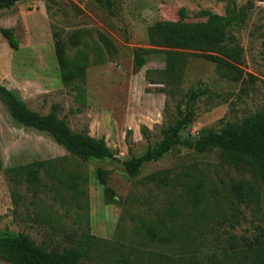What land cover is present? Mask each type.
I'll list each match as a JSON object with an SVG mask.
<instances>
[{
  "label": "rangeland",
  "instance_id": "obj_1",
  "mask_svg": "<svg viewBox=\"0 0 264 264\" xmlns=\"http://www.w3.org/2000/svg\"><path fill=\"white\" fill-rule=\"evenodd\" d=\"M182 7L187 21L205 20L202 11L220 15L227 8L236 14L244 11L245 20L229 27L243 50L241 81L221 76L214 62L191 56L181 92L170 97L157 90L163 84L145 79L147 69L164 66L163 54L149 55L134 71V49L151 47L149 26L177 20ZM0 27L13 28L19 40V48L12 49L0 33V82L41 114L57 105L58 117L73 131L103 136L113 153L106 159L76 158L49 133L15 122L0 98V236L26 233L49 249L68 245L82 233L101 238L86 264H115L120 251L130 254L127 264L253 262L255 249L264 245V183L259 203L233 205L221 197L208 203L205 211L203 205L192 211L176 203L175 210L181 212L165 216L161 225L159 219L175 195L144 180L153 171L173 168L221 186L232 178L252 179L246 168L234 167L216 148L198 152L182 146L144 163L135 177L125 172L123 161L160 141L161 126L174 121L175 103L190 88L205 87L209 92L195 102L194 119L183 136L198 138L219 131L221 119L237 121L264 107V0H19L0 9ZM54 31L62 35L68 56L80 49L92 60L83 100L62 82ZM99 33L117 47L104 63L94 62ZM141 126L149 129L148 140ZM48 159L63 164L67 179L79 174L81 183L57 185L44 175V185L32 187L13 183L5 172ZM98 168L108 171L106 184L96 177ZM153 228L154 238L148 234ZM160 232H169L168 240H160ZM0 264L14 263L0 258Z\"/></svg>",
  "mask_w": 264,
  "mask_h": 264
},
{
  "label": "trees",
  "instance_id": "obj_2",
  "mask_svg": "<svg viewBox=\"0 0 264 264\" xmlns=\"http://www.w3.org/2000/svg\"><path fill=\"white\" fill-rule=\"evenodd\" d=\"M18 1L0 0V9L11 8ZM201 15L206 16V19L187 21L185 8H180L177 20H160L149 26L148 37L151 47H136L133 51L135 72L146 64L149 55L163 54L164 66L147 69L145 79L151 84H163L164 86L158 87L157 90L166 93L167 96L173 97L181 92L185 66L191 56L214 62L218 73L229 80L235 82L242 80L243 71L240 66L243 64V50L235 42L229 27L234 24L240 25L245 20L244 11L240 10L236 14L227 8L225 15L210 11H202ZM0 33L12 49L19 48V40L13 28L0 27ZM53 39L62 82L76 90L78 100H83L86 70L92 60L80 49L73 57L68 56L65 41L58 31L53 32ZM116 50L117 47L111 38L105 33H99V41L94 47V62H106V57L113 56ZM250 77L254 79L252 75ZM208 92L205 87H193L186 91L175 103L174 121L161 126L160 141L149 145L140 156H132L123 161L125 172L135 177L144 163L159 160L182 146L198 152L216 148L234 167L246 168L252 179L232 178L217 186L207 185L205 177L193 178L191 173L185 170L177 172L173 168H164L147 174L144 176L147 183H154L160 189L169 190L170 195H175L171 207L164 211L163 217L159 219L161 225L164 224L165 216H175L181 212L175 210L176 203L191 208L192 211L199 210L203 205L202 210L205 211L208 203L212 200L218 201L221 197L230 200L233 205H249L261 201V187L264 183V107L237 121L221 119L222 127L219 131L211 130L198 138L183 136V131L194 119L195 102ZM0 98L5 102L15 122L49 133L72 156L84 161L113 156L103 136L95 137L85 131H73L64 119L58 117L57 105H53L48 113L41 114L29 108L15 91L1 82ZM141 133L145 139H149V129L146 126H141ZM64 168L56 159H48L9 167L5 172L13 183H25L32 187L44 185V175L50 180H56L57 185H79L80 175L74 174L67 179L64 177ZM107 174L108 171L98 168L96 177L102 184H106ZM106 191L111 192V189L107 188ZM113 200L117 201L114 197ZM166 233H159L160 240L164 242L168 240ZM148 234L154 238L157 231L153 228ZM101 240L82 233L77 239H71L68 245L49 249L38 245L26 233L3 235L0 236V258L14 264H86V261L93 257L91 249H97ZM255 253L251 264H264V245L257 247ZM130 258V254L120 251L113 261L115 264H127Z\"/></svg>",
  "mask_w": 264,
  "mask_h": 264
}]
</instances>
